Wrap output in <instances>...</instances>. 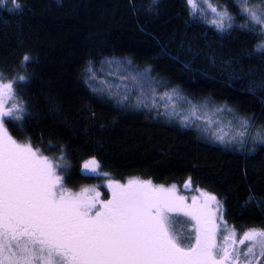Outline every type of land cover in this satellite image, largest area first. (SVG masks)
<instances>
[{
	"label": "trees",
	"instance_id": "16d2710c",
	"mask_svg": "<svg viewBox=\"0 0 264 264\" xmlns=\"http://www.w3.org/2000/svg\"><path fill=\"white\" fill-rule=\"evenodd\" d=\"M202 1L246 23L235 0ZM262 40L239 27L218 31L185 0H0V74L28 77L17 87L24 127H6L52 158L64 149L58 174L72 192L99 186L108 196L107 178L82 172L95 157L112 179L175 184L185 195L200 188L218 198L230 229H264V145L225 146L213 135H234L233 115L264 128ZM126 70L143 76L123 80ZM173 90L178 110L161 101ZM192 104L200 116L224 109L210 114L221 125L188 120Z\"/></svg>",
	"mask_w": 264,
	"mask_h": 264
},
{
	"label": "snow or ice",
	"instance_id": "6c2138e0",
	"mask_svg": "<svg viewBox=\"0 0 264 264\" xmlns=\"http://www.w3.org/2000/svg\"><path fill=\"white\" fill-rule=\"evenodd\" d=\"M185 2L190 14L197 15V0ZM235 2L246 23L236 24L227 8L221 11L208 4L210 23L220 32L239 27L264 37V0ZM257 51L264 52V40ZM29 59L23 57L25 64ZM142 76L126 70L120 78L139 81ZM27 79L19 75L5 81L0 74V264H264V229H230L218 198L200 188L194 189L198 195L188 197L175 184L165 187L138 177L122 183L101 172L100 162L92 157L83 162V169L107 178L110 196L102 198L99 186L78 193L68 190L58 174L64 149L52 158L30 137L18 140L6 127L9 120L24 127L27 107L17 87ZM173 95L179 93L173 90ZM164 96L171 100L169 93ZM222 111L212 107L200 116L197 105H191L195 119L208 125L210 114ZM233 119L235 134L226 140L213 133L215 139L225 146L264 145V128L253 132L254 121L235 115ZM191 184L189 177L184 188ZM174 213L190 221L186 236L171 231Z\"/></svg>",
	"mask_w": 264,
	"mask_h": 264
},
{
	"label": "rangeland",
	"instance_id": "374dc122",
	"mask_svg": "<svg viewBox=\"0 0 264 264\" xmlns=\"http://www.w3.org/2000/svg\"><path fill=\"white\" fill-rule=\"evenodd\" d=\"M197 4H198L199 11L197 12V15H195V16H198V17L203 18L205 20H209V22H210L211 12H210V9L208 8V3H206V2H204L202 0H197ZM161 101L166 103V107H168V108H173L174 107V108H176V110L179 109L180 104H181L179 102L178 97L175 96V95H171V100H169L168 98H165V99H162ZM176 110H175V113H174L175 115H176V112H177ZM184 111L187 112L185 114V116H186V118L188 120L189 119H194L195 120V117L192 115L191 110H184ZM196 114L198 115V113H196ZM221 123H222V120L219 119V121H215V122L213 121L210 126L211 127H213V126H219V125H221ZM207 125L208 124H204V128L205 129H207ZM82 172L84 174H86V175L99 176L97 174H93V173H91V172H89L87 170H84L83 167H82ZM104 188H105L106 192L108 193V196H110V192L107 189V180L104 181ZM87 189H90V188H87ZM184 190L185 191H190L191 188L189 186L188 189H185L184 188ZM74 193H78V192H74ZM180 194L181 195H185V194H182V193H180ZM193 195H198V193L195 192V193L186 194V196H188V197H191ZM102 198H103V196H102ZM221 211H222V208H221ZM169 226H170L171 231L175 235L183 237V236H186L188 234V232H189V229H190V221L186 217H184L183 215L174 213L171 216V220H170V225Z\"/></svg>",
	"mask_w": 264,
	"mask_h": 264
}]
</instances>
